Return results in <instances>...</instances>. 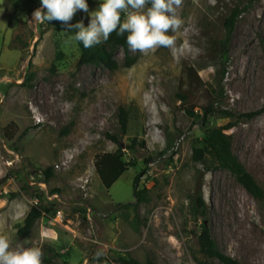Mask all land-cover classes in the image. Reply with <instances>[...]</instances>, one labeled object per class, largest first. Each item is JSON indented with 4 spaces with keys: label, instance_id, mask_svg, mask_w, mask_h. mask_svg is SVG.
Returning <instances> with one entry per match:
<instances>
[{
    "label": "rangeland",
    "instance_id": "374dc122",
    "mask_svg": "<svg viewBox=\"0 0 264 264\" xmlns=\"http://www.w3.org/2000/svg\"><path fill=\"white\" fill-rule=\"evenodd\" d=\"M87 2L90 13L100 0ZM40 7V0H0V235L13 247L39 248L42 264H96L107 255L223 264L200 251L203 216L196 199L202 193L221 250L242 264H264V197L255 198L228 168L213 167L218 163L209 155L207 164L192 158L195 138L203 145L210 131L223 128L232 153L264 189V114L237 116L264 106V0H181V26L169 32L173 47L142 54L119 46L117 69L80 64L78 42L61 21H33ZM234 8L240 15L224 67V21ZM89 13L78 10L71 21L87 27ZM126 56L135 57L130 66ZM185 66L217 97L220 111L206 123L204 89L195 115L182 107ZM121 108L128 113L126 132ZM11 123L16 132L9 139L4 128ZM115 151L129 165L107 189L95 157ZM48 167L52 176L45 181ZM144 168L143 200L125 205L136 201L133 179ZM37 203L51 211L19 235L17 227Z\"/></svg>",
    "mask_w": 264,
    "mask_h": 264
},
{
    "label": "trees",
    "instance_id": "16d2710c",
    "mask_svg": "<svg viewBox=\"0 0 264 264\" xmlns=\"http://www.w3.org/2000/svg\"><path fill=\"white\" fill-rule=\"evenodd\" d=\"M240 15V9L234 8L230 14L226 17L224 21V26L226 29V37L222 42V62L224 67L228 60V43L232 31L234 29L236 20ZM123 19V15L121 17ZM71 24H75L73 21H70ZM127 33L123 36L117 35L114 31L110 34L109 39L99 45L93 46L92 48H84L82 43L78 42L80 49V64H95V65H104L109 69H117L119 67V62L114 58L113 51L115 48L122 46L124 49H128L126 43ZM12 42L10 46L12 47ZM135 57L130 58L126 56L124 65L130 66L134 63ZM31 63V61H29ZM186 68V69H185ZM183 69L185 77L181 79L180 86L182 92L179 93V98L181 100L182 107L185 108L190 115H195V109L199 105V102L196 101L197 94L201 89H204L205 94V104L201 105L202 123L208 121V116L215 114L220 109L214 107L217 97L213 95L210 87L205 83V81L198 75V71L188 66ZM184 85H187L184 87ZM218 97L223 95V87L218 85ZM225 115H232L233 113L228 110H221ZM260 114H264V106L250 112L238 114V118L250 119ZM121 129L123 132H126L128 126V113L126 109L121 108L119 112ZM232 126V123L229 124ZM15 123L4 128V134L7 138L12 139L15 135L16 128L14 127ZM14 127V128H13ZM228 128V127H226ZM112 136V135H111ZM112 138L119 142V139L115 136ZM136 139H133L135 142ZM202 139L195 138L192 143V158L195 161H200L207 164V156L209 155L216 161L218 164L213 165V167L221 165L223 167L231 170L239 180V182L249 191L255 198L262 199L264 197V189L257 183L253 176L246 171L242 162L232 153L230 138L224 132L223 128H217L210 131L208 137L204 140V144L201 145ZM130 148H133L130 145ZM129 164L123 159L121 151L115 152H105L102 154H97L95 157V169L98 173L100 180L102 181L105 188L109 189L123 174L127 169ZM213 167L207 165V170H211ZM147 172V169H142L133 179V194L136 198L135 202H128L125 205L136 204L143 200L144 196L142 195L145 191V187L142 189L139 187L142 176ZM46 179L48 181L50 176H52V167H48L45 170ZM196 209L197 211L202 210L203 221L201 223V231L199 234V245L200 251L208 257H214L219 259L223 264H242L236 258L222 251L219 247L217 240L212 236L210 227L207 223L206 212V202L202 193L197 196L196 199ZM51 211L50 207L42 205V203L34 204L29 212L27 213L24 221L21 225L17 227V233L22 236H27L35 222L42 217L44 214ZM53 251L52 248H50ZM55 253V252H54ZM51 256V255H49ZM45 256L46 261H50L51 257ZM114 261H117L121 264H156L153 260L139 261L136 258L130 256H119L113 258L109 255L100 257L97 259L96 264H113Z\"/></svg>",
    "mask_w": 264,
    "mask_h": 264
},
{
    "label": "clouds",
    "instance_id": "9594fccd",
    "mask_svg": "<svg viewBox=\"0 0 264 264\" xmlns=\"http://www.w3.org/2000/svg\"><path fill=\"white\" fill-rule=\"evenodd\" d=\"M180 4L181 0H100L99 7L89 13L87 0H40L33 21H61L66 32L74 33L72 38L84 48L106 42L114 31L119 36L127 33L129 51L143 54L158 47H173L169 32L181 26L177 15ZM78 10L89 13L87 27L83 20L69 23ZM0 264H42V252L23 244L13 247L6 235H0Z\"/></svg>",
    "mask_w": 264,
    "mask_h": 264
},
{
    "label": "crops",
    "instance_id": "0c3cea01",
    "mask_svg": "<svg viewBox=\"0 0 264 264\" xmlns=\"http://www.w3.org/2000/svg\"><path fill=\"white\" fill-rule=\"evenodd\" d=\"M2 46H3V37L0 36V53H1V50H2Z\"/></svg>",
    "mask_w": 264,
    "mask_h": 264
},
{
    "label": "water",
    "instance_id": "95a60500",
    "mask_svg": "<svg viewBox=\"0 0 264 264\" xmlns=\"http://www.w3.org/2000/svg\"><path fill=\"white\" fill-rule=\"evenodd\" d=\"M123 145V144H122Z\"/></svg>",
    "mask_w": 264,
    "mask_h": 264
}]
</instances>
